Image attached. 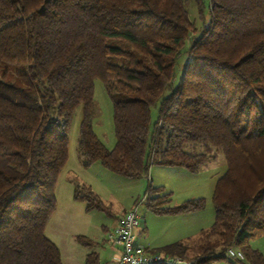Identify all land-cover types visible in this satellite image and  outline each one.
I'll return each mask as SVG.
<instances>
[{
  "label": "trees",
  "instance_id": "1",
  "mask_svg": "<svg viewBox=\"0 0 264 264\" xmlns=\"http://www.w3.org/2000/svg\"><path fill=\"white\" fill-rule=\"evenodd\" d=\"M188 1L0 0V264H62L44 231L79 107L83 169L98 162L130 180L149 166L196 174L213 160L211 148L222 153L226 168L214 183L210 228L191 246L153 252L213 264L228 260L224 251L234 247L243 256L234 262L264 264L249 245L264 236V0H207L199 29ZM201 1L194 0L203 20ZM95 80L112 106L110 150L92 129ZM195 144L206 152L185 151ZM168 198L163 187L149 186L146 210L178 216L205 203L169 206ZM73 200L107 212L87 186H74ZM75 242L95 246L85 236ZM83 264H99L97 253Z\"/></svg>",
  "mask_w": 264,
  "mask_h": 264
},
{
  "label": "rangeland",
  "instance_id": "2",
  "mask_svg": "<svg viewBox=\"0 0 264 264\" xmlns=\"http://www.w3.org/2000/svg\"><path fill=\"white\" fill-rule=\"evenodd\" d=\"M201 3L204 8L202 10L203 20H200L194 0H189L185 7L189 20L194 23L197 29L207 20V0H202ZM185 59L186 54L182 55L178 62L179 68L175 71L174 84ZM167 94L168 90L164 92V96ZM93 100L96 111L92 119L93 132L99 141L110 150L115 143L112 126V106L99 80L94 81ZM156 108V104L151 108V123L155 120ZM80 118L81 109L79 107L75 110L69 126L68 159L59 173L55 187L56 209L44 231V235L49 240L51 238L56 240L58 233H64L68 237H72L66 247L58 243V239L55 241L60 246L63 264H76L77 260L80 262L79 256H81V253L85 254L90 251L98 253L99 264H105L104 258L113 248L112 243L108 240L107 231H110L115 216L121 214L123 210L128 209L127 211H129L134 206L137 207L138 215L148 229L145 237L146 241H150V244L155 248L168 244L167 242L176 243L177 240L173 242L172 240L179 239L180 232L173 234L175 226L167 227L158 218L161 216H155L146 210L145 192L149 186L152 188L163 187L165 193L169 194V206H176L190 200L203 199L205 202L203 209L192 217H196L195 220L197 219L202 225H205L206 230L210 228L214 220V208L211 201L214 183L222 176L226 168L220 151L211 148L210 154L214 156L213 160L203 165L196 174H190L181 168L149 166L145 176L138 180H130L110 173L98 162L89 169H83L78 163L77 152ZM185 151L205 153L206 146L203 144L187 145ZM76 185L89 186L93 192L98 194L107 212L86 211L83 202L71 199L70 195L73 194ZM159 196L161 197V195ZM187 224H189L188 221L182 223L184 226H187ZM136 233H139V229ZM79 235L90 239L95 243V246L87 249L78 245L75 238ZM249 245L252 249L264 254V236L250 241ZM213 264L245 263H236L234 260L228 259Z\"/></svg>",
  "mask_w": 264,
  "mask_h": 264
},
{
  "label": "built area",
  "instance_id": "3",
  "mask_svg": "<svg viewBox=\"0 0 264 264\" xmlns=\"http://www.w3.org/2000/svg\"><path fill=\"white\" fill-rule=\"evenodd\" d=\"M140 226L137 207L125 212L117 226L108 233V240L119 249V255L113 264H189L183 258L152 252L138 246L134 240V231ZM227 259L243 260L242 254L234 247L225 249Z\"/></svg>",
  "mask_w": 264,
  "mask_h": 264
},
{
  "label": "crops",
  "instance_id": "4",
  "mask_svg": "<svg viewBox=\"0 0 264 264\" xmlns=\"http://www.w3.org/2000/svg\"><path fill=\"white\" fill-rule=\"evenodd\" d=\"M67 159H68V155H67ZM79 165H80V163H79ZM92 166H93V164L90 167H92ZM57 180H58V178H57ZM56 184H57V182H56ZM84 186H86V185H84ZM55 187H56V185H55ZM87 187H89V186H87ZM96 195L98 196V194H96ZM70 196H71V199H73V194L70 195ZM56 205H57V202H56ZM55 209H56V206H55ZM127 210L128 209L123 210L121 214H119L118 216H115L114 217L113 222H112L113 225L111 226L110 231L109 230L107 231V234L110 233L117 226L118 220L122 217V215L125 212H127ZM197 213L198 212H196V213H190V214H184V215H178V216H161V217H158V218H160L162 220V222L167 225V227L175 226L174 233H173L174 235L177 232H180V234H179L180 235V238L179 239H174V240H172V242L177 240L176 243H182V244H184L186 246H191L193 243H195L197 241V239L200 236V233L206 230V228H205L206 226L205 225H202L199 221H197V219L195 220L194 218H196V217H192V216H195ZM186 221H188L189 224H187V226L182 225V223L183 222H186ZM138 229H139V233L137 234L136 232L138 231ZM59 232H61V231H59ZM147 233H148V229L145 226L144 222H142V218L140 217V226L134 231V240H135V243L138 246H141L142 248L147 249V250L153 252V251H158L163 246L168 245L169 243H171V242H167L168 244H163L162 246H159V247L155 248V246H152V244H150L151 243L150 241H146L145 237H146ZM185 234L187 236H182V235H185ZM70 238H72V237H68V235H66L64 233H58L56 235V240L58 239L57 242L58 243H61L62 245H64V247H66V246L69 245ZM53 239L54 238H51L50 241L57 246V248L59 250V253H60L61 263L63 264L60 246L55 242L56 240L55 239L53 240ZM112 246H113V248L110 249L108 255L104 258L105 264H113L114 261H115V259L119 255V249L115 245H113V244H112ZM86 254L87 253H85V254L84 253H81V256H79L80 257L79 258V261L80 262H78V260H77L76 261V264H83L84 257H85ZM97 255H98V253H97ZM187 255L190 256V252H187ZM262 255H264V254H262Z\"/></svg>",
  "mask_w": 264,
  "mask_h": 264
}]
</instances>
